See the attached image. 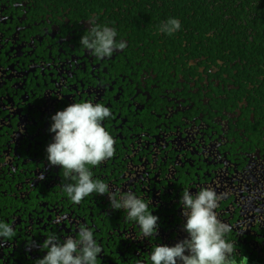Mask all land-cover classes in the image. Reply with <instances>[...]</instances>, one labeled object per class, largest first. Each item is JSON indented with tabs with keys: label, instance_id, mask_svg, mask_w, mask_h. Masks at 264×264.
I'll list each match as a JSON object with an SVG mask.
<instances>
[{
	"label": "flooded vegetation",
	"instance_id": "obj_1",
	"mask_svg": "<svg viewBox=\"0 0 264 264\" xmlns=\"http://www.w3.org/2000/svg\"><path fill=\"white\" fill-rule=\"evenodd\" d=\"M100 4L0 0V220L15 231L0 264H37L50 234L75 238L81 225L102 248L97 264H150L154 246L187 237L183 191L205 188L232 229V264H264V73L221 53L210 32L184 25L170 36L157 19L141 24L137 7ZM97 26L114 27L126 47L94 56L80 40ZM88 101L110 109L102 125L115 140L113 157L90 166L93 179L148 204L159 217L149 239H137L109 194L73 204L63 186L75 181L47 161L51 116Z\"/></svg>",
	"mask_w": 264,
	"mask_h": 264
},
{
	"label": "clouds",
	"instance_id": "obj_2",
	"mask_svg": "<svg viewBox=\"0 0 264 264\" xmlns=\"http://www.w3.org/2000/svg\"><path fill=\"white\" fill-rule=\"evenodd\" d=\"M91 23V22H90ZM181 29L178 19L171 18L160 25V31L173 35ZM117 30L97 26L81 37L80 44L98 58L112 57L114 52L126 47L116 41ZM112 115L102 103L91 101L72 103L51 116L49 132L53 140L46 147L47 161L60 166L65 178L75 181L63 186V191L73 204H80L90 194H109L111 208L124 210L126 219L136 222L140 232L137 239H149L159 230V217L149 211L148 204L134 193H123L116 198L110 194L109 185L93 179L90 166H97L113 157L115 140L102 125ZM43 175L40 179H43ZM217 193L201 189L195 194L183 191L180 200L185 218L183 229L187 237L174 245L158 244L149 255L150 264H232L233 245L225 239L231 227L217 218ZM15 231L10 223L0 220V245L10 241ZM46 254L37 264H97L102 248L94 238V230L87 225L79 227L78 235L61 241L50 234L42 243Z\"/></svg>",
	"mask_w": 264,
	"mask_h": 264
},
{
	"label": "trees",
	"instance_id": "obj_3",
	"mask_svg": "<svg viewBox=\"0 0 264 264\" xmlns=\"http://www.w3.org/2000/svg\"><path fill=\"white\" fill-rule=\"evenodd\" d=\"M100 3L95 8L99 12L106 7L109 10L137 7L142 15L141 24L157 19L160 26L162 21L175 18L181 27L192 26L201 36L210 32L212 43H222L221 53L230 51L234 57L248 61L247 66L259 67L258 74L264 73V0H100Z\"/></svg>",
	"mask_w": 264,
	"mask_h": 264
}]
</instances>
